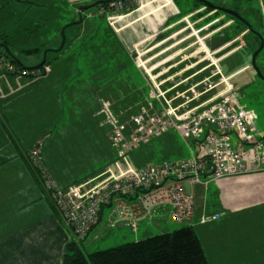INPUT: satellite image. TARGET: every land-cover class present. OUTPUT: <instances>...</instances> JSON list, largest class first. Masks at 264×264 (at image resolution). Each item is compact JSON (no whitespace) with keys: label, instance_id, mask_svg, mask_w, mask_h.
I'll return each mask as SVG.
<instances>
[{"label":"rangeland","instance_id":"1","mask_svg":"<svg viewBox=\"0 0 264 264\" xmlns=\"http://www.w3.org/2000/svg\"><path fill=\"white\" fill-rule=\"evenodd\" d=\"M175 1L184 15L183 23L157 38L153 37L143 42L138 51L142 52V58L147 60L159 51L170 47L175 41L182 39L179 45L182 49L179 51L178 59L185 60L182 63L185 68L205 55L204 51L199 49L201 46L197 43L195 33L199 39L204 37L202 41L204 45L215 33L211 32L210 24H189L193 20L191 16H186V13L192 9L194 0ZM204 1L238 13L247 24L253 27L254 31L263 36V48L257 53L253 66L252 52L258 50L261 43L255 40L251 32L243 37L246 32H242L233 22H230V25L225 24V28L222 29L225 30L230 26L232 32L227 31L226 35L230 32L229 36H238L243 41L233 45L236 39L228 40L230 42L225 48L229 50L230 46L231 48L240 46L241 48L232 55L235 56L233 59L237 60L235 64L247 65V68L237 73L230 83L236 90L239 104L256 114V128L264 136V22L261 17V1ZM262 5L264 6V0ZM100 6L102 5L85 10L82 12L83 22L70 25L73 12L62 0H0V43L3 38H7L10 53L26 68H34L46 60L45 66L50 71L45 79L42 78L33 84L30 83L31 78L27 76L20 77L18 81L15 78H8L9 87L3 85L5 98L9 94L14 98L12 103L19 113L18 123L21 134L28 139L37 138L33 144L40 143L43 164L52 168L54 173L51 172V174L57 184L61 187L64 183H66L65 186L69 184L71 186L87 182L82 191L91 189L98 183L100 179L95 178L106 168L115 167L116 163L123 169L127 168L122 161L116 160L111 147V126L107 115L105 113L96 115L95 109L101 106V102H106L109 106L108 111L114 118L118 121H126L140 105L147 102L146 79L143 73L141 75L135 68L133 60L126 53L128 47L121 39V34L115 31V24H109L106 16L98 15ZM201 12L203 16L209 10L201 9ZM91 13L93 16H89ZM210 15L211 13L208 14ZM204 26L208 28L205 29ZM178 29H181V32L175 35L176 37L173 36ZM62 30L63 34H61ZM165 38L168 40L155 49L149 50L151 46L164 41ZM177 48L173 47L167 53L161 54L159 58L176 51ZM30 49H37V51L29 54L26 50ZM197 50L198 53L195 56ZM209 52L211 53L210 50ZM215 54L210 56L214 62L211 66L212 72H215L216 66L222 62H217L218 55L215 56ZM130 55L134 58L133 53ZM210 59L208 57L203 62L194 64L193 68L185 70L186 76H180H192L211 64ZM171 63L173 61L168 64ZM242 65L225 72L224 75L229 76L239 70ZM177 68L171 73L178 72ZM64 74L66 77L63 78ZM178 78L174 79L175 82L179 81ZM194 78L196 77L193 76L190 81ZM218 78L214 76L215 82ZM221 88L222 86L219 90ZM10 89L13 90L12 93ZM187 143L194 148L193 142L185 141L178 133L169 131L148 143L141 144L130 152L126 159L128 165L134 169L162 160L181 162L190 157V147ZM108 214L110 217L109 210ZM106 215L103 218L105 220ZM193 217V230L198 231L204 226L198 225L197 221L195 224V215ZM161 220L167 222L168 231L145 236L143 229L138 232V226L135 239L122 244L166 232L171 233L185 226V224L173 222L167 211L161 213ZM110 222L111 217L107 225L110 232L115 231L119 234L124 230L123 225L112 226L113 221ZM263 223L254 219L248 221V230L254 236H259L262 243H264ZM125 231L134 236L135 232L130 228ZM114 245L117 246L108 241L107 244L95 245V249H89V252L115 247Z\"/></svg>","mask_w":264,"mask_h":264},{"label":"built area","instance_id":"2","mask_svg":"<svg viewBox=\"0 0 264 264\" xmlns=\"http://www.w3.org/2000/svg\"><path fill=\"white\" fill-rule=\"evenodd\" d=\"M260 1L264 22V6ZM133 5V0H112L100 6L98 15L106 16L108 23L113 24L115 14L128 11ZM195 36L201 46L199 49L205 53L196 60L195 64H198L205 58L210 59L214 53L205 48L203 38L199 39L196 33ZM236 41L243 42L239 38ZM240 48L237 46L234 49ZM134 51V65L146 79L147 102L140 105L126 121L114 118L106 102H101L94 112L96 115H107L111 126V147L116 160L126 164V169L118 163L115 167L106 168L95 178L100 181L86 191L82 190L87 182L61 188L43 164L40 143L27 151L28 163L47 200L76 241L83 240L90 233L104 208L110 211L112 226L124 225L133 232L137 231L141 221L164 211L173 222L191 225L194 186H206L211 181L230 176L264 172V136L256 128L254 113L239 104L236 90L230 83L231 76L223 77L216 66L215 72L187 90L168 96L171 89L163 90L161 87L166 80L161 81L158 77L167 76L170 68L158 63L154 68L147 69L148 59L144 60L137 48ZM197 53L198 50L195 56ZM12 60L0 51V100L5 98L3 85L9 87L8 78L18 81L23 77L17 74L20 70ZM212 63L211 60V64L197 72H205ZM155 68L157 73L152 72ZM48 74L49 70L44 66L27 71L25 76L38 80ZM217 75L219 78L215 82L214 76ZM10 92L13 90L10 89ZM169 131L193 142L194 148L187 143L190 147L187 160H162L140 169L128 165L126 157L130 152ZM184 184L190 187L189 192ZM220 216V213L202 214L198 224H207Z\"/></svg>","mask_w":264,"mask_h":264},{"label":"crops","instance_id":"3","mask_svg":"<svg viewBox=\"0 0 264 264\" xmlns=\"http://www.w3.org/2000/svg\"><path fill=\"white\" fill-rule=\"evenodd\" d=\"M62 1L73 12L70 23L79 19V8L89 9L99 6L98 3L101 2V0ZM133 3L130 10L115 14L116 19L113 23L115 31L121 34V39L130 50L135 48L138 50L143 42L153 37L157 38L183 23L184 15L175 0H133ZM201 9L205 10L202 6L186 13V16H191V20H193L189 24H210L211 32L215 34L213 37H209L203 45L211 53H216L215 56L218 55L217 62L222 61L217 66L220 75L233 78L237 73L247 68V65L243 63L239 70L229 76L224 75L225 72L236 66H241L235 64L237 60L233 59L235 56L232 55L236 51L234 47L230 46L229 50L225 49L230 42L228 40L239 38L238 36H229L232 32L230 26L222 30L225 28V24L230 25L229 23L233 21L227 19V14L214 8H210L209 12L202 16ZM210 13L211 17L208 16ZM221 18L223 20H220ZM233 23L236 26V23ZM203 28L207 29L208 27L204 26ZM227 31L230 32L226 35ZM180 32L181 29H178L173 36H177ZM228 36L229 38H227ZM168 38L151 46L152 48L149 47V50L155 49ZM202 38L204 40V37ZM181 40L175 41L170 47L147 58V66L145 65L149 69L154 68L155 64L162 63L164 67L170 68L167 76L158 77L161 81L166 80L161 88L163 90L171 89L168 91L170 96L187 90L205 76L212 74L211 66L214 65L212 63L205 72H195L198 74L192 81L190 80L193 77L190 80L188 78L191 76L184 77L186 76L184 75L185 70L193 68L195 63L184 68L182 63L185 60L178 59L179 51L182 49L179 48ZM239 40L242 41L240 38ZM173 47L178 48L165 57L159 58L161 54L167 53ZM129 56L131 57V55ZM170 61L173 63L168 64ZM175 68L178 69V72L172 74L171 72ZM137 70L142 75L138 68ZM157 70L155 68L152 72L157 73ZM64 76L66 77L65 74L62 75L63 78ZM200 76H202L201 79ZM176 77H179V81L175 82ZM39 80L41 79L32 80L30 83L33 84ZM10 95L0 100V264H62L65 247L73 240V237L69 229L61 224L38 179L26 162L25 152L34 145L33 142L37 138L28 139L21 134L18 123L19 113L17 107L12 103L14 98ZM254 115L256 120L257 116L255 113ZM45 165L50 172L54 173L52 168ZM65 184L61 187L66 188L70 185L65 186ZM192 193L195 224L196 221L198 224V218L202 214H221L220 218L215 221L198 224L204 227L195 231L209 264H264V243L260 241L259 236H254L248 230L250 219L264 222V172L230 176L218 181H211L206 186L196 185L192 188ZM105 214H107L106 220L103 219ZM109 219L108 210L104 209L99 224L83 240L81 247L94 250L95 245L107 244L108 241L119 245L135 239L141 229L145 236L169 230L167 222L161 220L159 212L151 219L141 221L138 232H135L134 236L125 231L128 227L124 225V230L119 234L115 231V233L110 232L107 227ZM191 223V226L194 225L193 219Z\"/></svg>","mask_w":264,"mask_h":264},{"label":"trees","instance_id":"4","mask_svg":"<svg viewBox=\"0 0 264 264\" xmlns=\"http://www.w3.org/2000/svg\"><path fill=\"white\" fill-rule=\"evenodd\" d=\"M109 1L112 0H101V2H99L98 4L105 6V4H107ZM193 2V10L202 6L205 7L206 10H209L211 8V3H208L207 1L194 0ZM226 16L227 19L235 22L236 26H240L242 32H246L244 36L246 34H250L251 32L255 40L259 44L261 43V40L263 41L262 34L254 31L253 27L247 24L244 19L243 21H240L229 15ZM2 40V43H0V51L13 59L12 62L14 63L15 67L20 70V72L17 73L18 75L25 76L27 71L32 69H40L46 65L45 60L34 68H26L19 60H17L13 56V54L10 53L8 49L9 42L7 38H3ZM236 43L238 44L239 41H235L233 45H236ZM262 48L263 44L262 47L260 45V48L258 50L252 52V56L255 53L257 56V53L260 52ZM35 51H37V49L26 50V52L29 54ZM128 52L126 51V53L130 55V53H133L134 50L128 49ZM130 58L133 60L132 56ZM251 61L253 60L251 59ZM24 156L29 168L35 175L34 170L28 163L27 152H25ZM103 210L100 213L98 223L93 227V229L99 224ZM92 230L90 231V233L92 232ZM89 234L85 238H87ZM83 240L76 241L73 239L69 244L66 245L62 264H209L204 254L200 240L193 230V227L189 224H185V226L181 227L180 229L174 230L171 233L166 232L148 237L146 239H142L140 241L128 242L104 250L97 249L96 251L92 252H89V249L87 250L85 247H81V243L83 242Z\"/></svg>","mask_w":264,"mask_h":264},{"label":"water","instance_id":"5","mask_svg":"<svg viewBox=\"0 0 264 264\" xmlns=\"http://www.w3.org/2000/svg\"><path fill=\"white\" fill-rule=\"evenodd\" d=\"M210 7L211 8H214L216 10H220L223 13H225V14L231 16V17H234L237 20L243 21V18H241V16L238 13L234 12V11L228 10V9H226L224 7H217V6H214L213 4H210ZM87 9L88 8H86V7L79 8V10H78L79 19L76 22L71 23L70 25H72V24H80L82 22V16H81V14H82L83 11H85ZM61 34H63V30L61 31ZM262 44H263V41L261 40V47H262ZM255 56H256V53L252 56V60H253L252 61V64H254V58H255ZM44 61L45 60H43L42 62H44ZM184 186H185L186 190L189 192L190 191V187L188 186V184H184Z\"/></svg>","mask_w":264,"mask_h":264}]
</instances>
